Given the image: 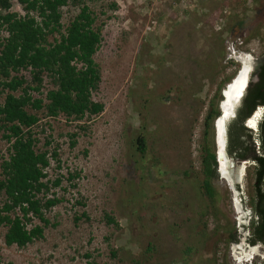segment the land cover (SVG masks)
<instances>
[{
	"label": "rangeland",
	"instance_id": "374dc122",
	"mask_svg": "<svg viewBox=\"0 0 264 264\" xmlns=\"http://www.w3.org/2000/svg\"><path fill=\"white\" fill-rule=\"evenodd\" d=\"M9 3L10 12H22ZM88 7L101 25L92 57L100 82L91 96L102 111L79 122L37 113L35 149L58 158V169L49 160L45 170L48 181L60 177L47 195L62 200L44 213L42 238L24 248L5 246L0 227V264H264L260 247L243 245L251 165L211 182L213 213L195 187L210 99L219 115L224 86L244 67L248 80L264 53V0H97ZM60 13L65 26L77 8ZM255 112L253 131L263 109ZM6 147L0 139V156ZM67 173L76 177L67 181ZM234 231L237 245L227 242Z\"/></svg>",
	"mask_w": 264,
	"mask_h": 264
},
{
	"label": "trees",
	"instance_id": "16d2710c",
	"mask_svg": "<svg viewBox=\"0 0 264 264\" xmlns=\"http://www.w3.org/2000/svg\"><path fill=\"white\" fill-rule=\"evenodd\" d=\"M97 0H16L23 15L10 12L9 0H0V139L7 147L0 156V227L5 228L3 244L24 248L42 238L48 226L44 213L60 204L61 198L51 188L59 186L60 177L46 179L49 160L56 163L55 151H37V140L31 129L39 121L37 113L46 118L62 116L66 121L79 122L102 111V104L92 100V93L100 82L99 70L93 55L101 42V25L88 4ZM77 13L65 26L60 23V8L67 5ZM115 9V4H109ZM250 73L234 117L225 123V152L232 161H245L252 169V210L244 244L260 247L264 252V53ZM27 72L29 81L19 73ZM47 87L44 89L43 81ZM219 87L215 91L218 92ZM217 93L212 96L215 98ZM210 99L203 117L199 143V179L195 187L201 198L213 207L216 162L206 146L212 121L218 116ZM263 114L256 130L244 125L245 119L258 109ZM69 147L75 142L74 133L68 135ZM139 156L143 157V138L134 140ZM46 141L44 145H48ZM76 175L67 173L66 180ZM198 180V181H197ZM211 213V214H212ZM36 220L40 225H32ZM108 223H113L107 218ZM235 231L227 242L239 243ZM241 238V236H240Z\"/></svg>",
	"mask_w": 264,
	"mask_h": 264
},
{
	"label": "bare ground",
	"instance_id": "6f19581e",
	"mask_svg": "<svg viewBox=\"0 0 264 264\" xmlns=\"http://www.w3.org/2000/svg\"><path fill=\"white\" fill-rule=\"evenodd\" d=\"M246 74H247V69L244 67L235 77L234 81H232V84L227 85L226 89L223 90V96H224V101L220 103V110H221V117L215 121V146H216V152L218 153L217 157V162L218 159L220 161V169L223 174H225L224 171V165L225 162L221 158V150L223 148V130H222V121L226 119V117L231 114L232 107L234 103L237 101V99L240 97L243 88L246 84ZM256 113V112H255ZM255 115V114H254ZM254 119H250L247 124L253 125ZM218 144V145H217ZM219 148H218V147ZM221 160L223 163H221ZM223 164V166H222ZM219 169V168H218ZM219 171V170H218ZM221 175V173H220ZM222 176V175H221ZM225 180L226 178L222 176ZM241 262H243L241 260Z\"/></svg>",
	"mask_w": 264,
	"mask_h": 264
},
{
	"label": "water",
	"instance_id": "95a60500",
	"mask_svg": "<svg viewBox=\"0 0 264 264\" xmlns=\"http://www.w3.org/2000/svg\"><path fill=\"white\" fill-rule=\"evenodd\" d=\"M258 63H259V61L256 62L254 66H252V68H251V72L256 68V66H257ZM236 75H237V74H236ZM236 75H235V76H236ZM235 76H234V77H235ZM246 77H247V76H246ZM246 83H247V79H246ZM227 85H228V84H226V85L224 86V88L222 89V91H221V101L224 100L223 90L226 89ZM245 85H246V84H245ZM244 88H245V86H244ZM244 88H243V90H244ZM242 93H243V91H242ZM242 93H241L240 97L242 96ZM240 97H239V98L237 99V101L234 103V105H233V107H232L231 114H229V115L226 117V119H224V120L222 121V130H223V148H222L220 154H221V158H222V160L225 162V165H224V171H223V172L225 173V175H229V171H230V169H233L235 176H237V175L239 174V172L242 170V166L245 165V164L247 163V162H245V161H232V160H230V159L227 157L226 152H225V123L228 122L231 118L234 117V111H235V108L237 107V105L239 104ZM221 101H220V103H221ZM220 103H219V105H218L219 115L213 120L212 128H213V146H214V156H215V162H216V172H217L219 178L222 179L223 177L220 175V172L218 171V170H219V169H218L219 166H218V162H217L218 153L216 152L215 137H214V136H215V121H216L219 117H221V115H222L221 110H220ZM255 111H256V110H254V111L250 114V116H249L248 118L245 119L244 125H245L246 127H248V128H251V127L248 126L247 122H248L251 118L253 119V115L255 114Z\"/></svg>",
	"mask_w": 264,
	"mask_h": 264
},
{
	"label": "flooded vegetation",
	"instance_id": "af4514ba",
	"mask_svg": "<svg viewBox=\"0 0 264 264\" xmlns=\"http://www.w3.org/2000/svg\"><path fill=\"white\" fill-rule=\"evenodd\" d=\"M217 147H218V146H217ZM218 148H219V147H218ZM213 154H214V151H213ZM221 163H223L222 160H221ZM218 166H219V168H220V161H219V159H218ZM222 166H223V164H222ZM221 169H222V168H221ZM221 169H220V173H221ZM221 175H222V174H221ZM222 179L225 180L224 178H222ZM247 218H250V216H247ZM241 226H242V225H241ZM243 226H244V225H243ZM242 233H243V232H242ZM245 235H246V234H245ZM245 235H244V236H245ZM244 236H243V237H244ZM243 242H244V238H243ZM244 243H245V242H244ZM244 243H243V244H244ZM233 245H237V244L235 243V244H233ZM244 247H246V248H251V247L246 246V245H244ZM237 250H239V249L237 248ZM250 264H251V262H250Z\"/></svg>",
	"mask_w": 264,
	"mask_h": 264
},
{
	"label": "built area",
	"instance_id": "2783aa9c",
	"mask_svg": "<svg viewBox=\"0 0 264 264\" xmlns=\"http://www.w3.org/2000/svg\"><path fill=\"white\" fill-rule=\"evenodd\" d=\"M18 15H19V16H22V15H23V13H22V12H20V11H18Z\"/></svg>",
	"mask_w": 264,
	"mask_h": 264
},
{
	"label": "clouds",
	"instance_id": "9594fccd",
	"mask_svg": "<svg viewBox=\"0 0 264 264\" xmlns=\"http://www.w3.org/2000/svg\"><path fill=\"white\" fill-rule=\"evenodd\" d=\"M250 264V263H249Z\"/></svg>",
	"mask_w": 264,
	"mask_h": 264
}]
</instances>
